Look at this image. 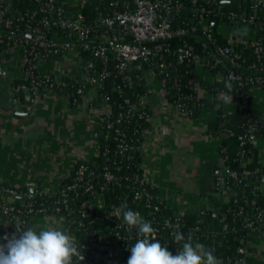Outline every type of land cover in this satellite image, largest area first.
<instances>
[{
	"label": "built area",
	"instance_id": "1",
	"mask_svg": "<svg viewBox=\"0 0 264 264\" xmlns=\"http://www.w3.org/2000/svg\"><path fill=\"white\" fill-rule=\"evenodd\" d=\"M29 1L32 6L23 7L10 16L5 14L12 7L10 1L0 0V56L11 50L18 51L28 81L29 102L46 92L64 93L70 105H75L82 97H89L88 104L96 113V125H99L102 136V143L95 153L100 156V164L98 170H94L86 163L90 160H80L71 179L51 191L55 198L50 205L34 202L31 190L0 183V215L16 218L19 214L46 216L49 215L47 210L58 212L60 208L69 213L73 211L74 202H81L78 197L86 193L91 198L81 202L85 209L78 211L83 217L86 212L99 207L103 191L119 187L123 198L127 192L131 194L129 209L150 221L157 234L166 232L174 245L179 244L174 241L172 233L176 230L182 232V212L174 210L170 203L152 192V185L145 176L147 127L140 130V140H134L131 134H135L137 128H132L129 133L130 129H125L123 124L130 118L148 122L151 113L148 97L153 95L169 102L175 112L192 117L198 108L196 88L191 87L192 92L182 93L181 73L172 70L175 65L184 64L205 71L216 66L227 68L223 76L216 70L214 77L217 80L232 78L237 96L234 104L237 102L238 108L247 113L246 94L242 95L240 90L244 87L264 89V0H249L246 5L238 3L234 9L221 8L222 0H186L187 5L183 0H104L102 9L92 19L70 9L74 6L80 8L85 0ZM228 2L234 4V0L224 1V4ZM183 7L185 9H181ZM180 10L187 12L186 17H176ZM210 18L216 20L217 25L222 23L224 30L226 27L235 28L230 34L227 30L226 33L220 31L227 44L218 43L213 36ZM185 36L194 37L198 46L185 41L170 46L172 39ZM4 38L5 43L2 42ZM239 48L249 49L253 59L245 62ZM58 54L72 57L74 61L71 63L75 64L72 69L60 78L40 74L38 62ZM242 64H245L246 73L238 71ZM131 78L142 81L141 93L129 91L131 85L127 82ZM106 81L118 101L112 100L105 89L100 91ZM11 101L18 103V97L14 95ZM244 126L240 146L254 131L255 123L247 121ZM130 151L139 153V160L133 164L136 170L121 178L117 171L123 162L127 168L126 160L132 157ZM244 153L240 148L236 155L241 159ZM242 174L245 177L252 172L245 170ZM228 178L238 181L236 172L228 167L214 178L215 189L221 195L229 192L224 186V180ZM44 192L37 190V197L41 199ZM120 205L112 206L105 219L111 230L109 238L118 244L122 242L123 251L131 236L125 234L128 231L122 216L113 215L114 208ZM164 208H170L172 212L157 218V213ZM195 211L200 216L204 214L203 208ZM235 214H242L241 208ZM54 216L63 222L62 216ZM255 222H264V211H257L254 218L246 217L243 228L247 232L254 230ZM182 233L186 238L190 234L188 231ZM99 237L90 236L89 239L97 243ZM235 252L237 256L233 264H245L244 241L236 246Z\"/></svg>",
	"mask_w": 264,
	"mask_h": 264
},
{
	"label": "crops",
	"instance_id": "2",
	"mask_svg": "<svg viewBox=\"0 0 264 264\" xmlns=\"http://www.w3.org/2000/svg\"><path fill=\"white\" fill-rule=\"evenodd\" d=\"M226 30L229 34L235 32V28L226 27ZM73 61L66 54L53 55L39 61L37 69L40 74L60 78L72 69ZM194 72L205 83L195 86L199 102L192 117L175 112L169 102L156 95L148 97L151 113L144 146L145 176L155 194L180 212L212 207L222 201L224 195L215 189L214 178L226 166L218 137L210 132L208 124L218 112L231 113L235 109L230 93L232 101L225 102L223 92L208 89L216 81L211 73L202 68H194ZM21 80L25 76L18 51L3 53L0 56V183L26 187L28 191L33 187L52 191L77 161L95 155L96 113L87 96L70 105L64 93L46 92L29 102L28 88ZM14 95L18 97L15 104L11 101ZM248 106L262 120V131L251 143L258 172L253 188L263 200L264 210V89L249 90ZM61 225L64 224L60 218L50 215L24 220L0 215V238L15 233L16 226L37 231L49 227L65 230ZM244 244L245 264H264V222ZM97 247L108 264H127L129 257L125 258L119 244L106 235L99 237Z\"/></svg>",
	"mask_w": 264,
	"mask_h": 264
},
{
	"label": "trees",
	"instance_id": "3",
	"mask_svg": "<svg viewBox=\"0 0 264 264\" xmlns=\"http://www.w3.org/2000/svg\"><path fill=\"white\" fill-rule=\"evenodd\" d=\"M8 1H10L12 7L11 9L9 8L6 10L5 14L10 16H13L17 10L22 9L23 7L32 6V3L29 0ZM238 3L246 5L249 4V0H234V4L230 2L224 4V2H221V8L234 9ZM104 4L105 2L102 0H85V3L80 8L74 6L70 7V9H72V11L74 10L81 12L86 19H92L99 12V10L102 9ZM183 4L187 5L188 1L183 0ZM181 9H185V7ZM185 15H187V12L180 10L176 17L182 19V17H186ZM210 22H213L211 24L212 34L217 39V42L220 44H227V40L217 29L218 22L216 20L213 21V18H210ZM57 34L62 35L60 31H57ZM5 41L6 39L4 38L2 42L5 43ZM182 41L193 44L195 47L198 46V42L192 36H185L182 39H172L170 41V46L175 47L180 45ZM238 50L241 56L245 58V62H249L253 59V55L250 53L249 49L239 48ZM169 59H171V56ZM172 70L177 73H181V76L179 77V84L181 85L180 91L182 93L189 91L192 92L191 87H195L196 85L201 86L205 83L204 81L202 82V80H198L197 75L194 72V68L191 66H186L185 64L175 65ZM216 70H219L220 75L223 76L227 68L223 66H216L213 69L206 70V72H209L214 76ZM238 71L246 73L247 70H245V64H242ZM116 79L117 78H115V81L117 82ZM225 81L226 80L223 78L221 80L216 79V81L207 87L212 91L225 92ZM19 82L25 84L28 88L27 80H21ZM141 82L142 81H136L132 78L129 79L127 82V85H131L129 91H133L134 93L138 94L141 93L143 90ZM184 85L186 86L184 87ZM104 89L109 92L112 100L118 101L119 98L116 96L114 91L110 90L108 81L103 83L100 91H103ZM249 90L250 89L247 87H244L240 90L242 95L246 94L247 102L249 98ZM127 94L130 93L127 92ZM230 94L232 95L233 100L236 101L237 96L235 92L232 90ZM197 102H199L198 99ZM234 107L235 109L231 113L218 112L215 120L208 124V128L214 136L218 137L220 154L224 160L225 166L236 172L238 181H231L232 183H227V179H225L224 186L228 187L229 192L223 196L222 201L219 203H215L212 207H204L203 215L200 216L195 210L190 209H187L181 213L182 232L188 231L193 237L194 243L199 242L206 248L214 250V255L222 261V264H233L234 258L237 256L235 252L236 246L245 241L260 226V224H262V222H255L254 230L247 232L243 228L245 218H254L257 211H264L263 200L260 198L257 190L253 188V180L257 177L258 172L256 170V152L251 143L252 139L256 136H259L262 131V120L254 115L249 106L246 111L247 113L242 112V110L238 108L237 102H235ZM247 121L254 122L255 129L252 133L248 134V140L244 139V142L240 146V137L244 132V125ZM123 125H126L125 129H130L128 130L129 133H131L132 128H137V132L135 134H131V137L134 140H140L139 132L140 130H143L145 127H147L148 122L143 119L133 120L130 118L128 123H124ZM95 129L96 144L98 148L102 143V136L99 125H96ZM240 148H243L245 151L241 159H239L236 155ZM130 154L132 157L126 160L127 168L124 167L125 162H123L122 168L117 171L121 178L136 170L133 164L139 160V153L137 151H130ZM89 160L90 161H86V163L90 166V168L98 170L100 164L99 154L97 153ZM79 161H77L72 166L69 174L62 178L57 186L61 185L62 183H66L71 179L72 173ZM92 162H94L95 165H92ZM245 170L251 171L252 174L244 177L242 172ZM21 189L28 191L26 187ZM39 189L40 188L38 187H33L31 190L32 194L34 195V202H41L42 204L44 203L45 205H50L52 199L55 198L54 195L51 193V191H45L43 197L39 199L37 197V190ZM151 190L154 192L153 187ZM130 195V192H127L126 198H123L121 189L119 187H114L111 190L103 191L99 207L93 212H86L83 217L79 216L78 211L85 209V207L81 206L80 203L91 198V195L86 193L78 197L81 202H74L72 205V212L67 213V210L62 208H60L58 212H54L51 209L47 210L50 216L57 214L63 217L65 230L68 233H71L72 237H74L81 246L80 251L84 255V260L81 262V264H108L105 255L97 247L96 241H91L89 238L90 236H111V230L108 227L105 216L110 212L112 206H118L121 203H126L128 207H130ZM239 208H241L242 214L236 215L235 213ZM76 212H78L77 216ZM171 212L172 209L170 208L161 209V211L157 213V218L168 216ZM28 217L32 216L25 214H19L18 216L20 220H24ZM125 234L131 236L129 238L128 247L126 249L124 248L123 250L124 257L126 258L127 256L130 257L131 255L130 247L135 243L136 232L133 231L131 234L125 232ZM157 238L160 240L162 245L166 244L169 247V250L174 254L182 247V243L174 245L166 232H160L157 234ZM121 243L122 242L119 241V246H122Z\"/></svg>",
	"mask_w": 264,
	"mask_h": 264
},
{
	"label": "clouds",
	"instance_id": "4",
	"mask_svg": "<svg viewBox=\"0 0 264 264\" xmlns=\"http://www.w3.org/2000/svg\"><path fill=\"white\" fill-rule=\"evenodd\" d=\"M231 77L225 81L226 91L221 93L225 102H231L233 85ZM113 215L122 216L129 234L135 230L136 240L130 247L127 264H222L214 250L193 242L191 234L176 230L172 233L176 243L182 247L175 252L157 238V229L138 212L122 203L114 208ZM0 264H81L84 255L74 237L62 228H41L16 226V232L0 238Z\"/></svg>",
	"mask_w": 264,
	"mask_h": 264
},
{
	"label": "rangeland",
	"instance_id": "5",
	"mask_svg": "<svg viewBox=\"0 0 264 264\" xmlns=\"http://www.w3.org/2000/svg\"><path fill=\"white\" fill-rule=\"evenodd\" d=\"M217 29H218L219 31L223 32V33H224V32L226 33V30H224V26H223L222 23H219V24H218ZM96 147H97V144H96ZM56 217L59 219L58 216H56Z\"/></svg>",
	"mask_w": 264,
	"mask_h": 264
},
{
	"label": "water",
	"instance_id": "6",
	"mask_svg": "<svg viewBox=\"0 0 264 264\" xmlns=\"http://www.w3.org/2000/svg\"><path fill=\"white\" fill-rule=\"evenodd\" d=\"M102 1H104V0H102ZM224 1H227V0H222V2H224ZM227 182L230 183V182H231V179L228 178ZM63 226H64V225H61V227H63Z\"/></svg>",
	"mask_w": 264,
	"mask_h": 264
}]
</instances>
